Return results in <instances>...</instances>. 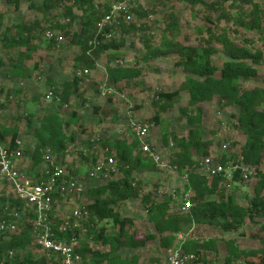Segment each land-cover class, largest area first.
<instances>
[{
	"label": "trees",
	"instance_id": "1",
	"mask_svg": "<svg viewBox=\"0 0 264 264\" xmlns=\"http://www.w3.org/2000/svg\"><path fill=\"white\" fill-rule=\"evenodd\" d=\"M4 1L7 7L0 12V75L12 79L24 76L30 78V73L41 72L43 69L42 62L32 60L31 53L37 48L34 39L44 30L53 31L57 28L58 33L52 39L71 36V43L81 49L74 67L94 69L105 52L119 51L125 45L127 33L147 30L146 21L150 14L137 3L130 11L133 15L130 22H124L125 15L120 14L112 26H105L100 30L101 22L111 8L108 2L102 4L96 3L95 0ZM179 1H182L184 9L202 5L209 10L219 11L218 17H206L205 25L195 31L196 37H200L199 42L189 41L192 39L189 36L181 37L176 12L163 17L165 26L159 43L153 45L149 39L144 38L147 46V54L143 57L145 61H152L161 56L176 57L174 66L179 70L181 80L172 91H157L153 99L157 112L147 121L152 128L153 125H158L161 121V113L173 108L185 94L188 102L186 107L181 108V112L186 117L189 131L186 136L172 135L175 147L168 163L184 175L186 191L181 192L177 189L175 199L171 196L164 200L157 199L154 191L142 193L141 184L138 183L141 181L140 175L156 169L158 164L141 151L140 141L134 135L132 140L102 135L97 144L105 147L104 153L114 159L116 172L112 173L110 179L99 180L98 184L88 186L81 192L84 193L85 200L83 208L89 214L87 218H83L85 222L77 226L71 224L65 227L63 232L58 231L56 234L64 239L73 236L79 239L82 227L85 225L89 227L86 232L90 231L91 236L87 234L86 239H79V252L82 256L80 264H146L147 261L150 264H161L169 251L180 246L188 250L191 245L193 248L190 251L200 255L202 264H210L206 255L216 254L220 241H223L226 247L223 264H234L237 260L242 264H264V171L260 168L264 162V86L248 89L243 87L250 78L258 76L259 66L264 58V7L257 0ZM228 1H231V6L236 8L234 13L225 7ZM25 4L32 9L34 18L8 23V11L17 13ZM75 9L80 10L81 14ZM136 18L139 23H136ZM221 19L232 23V31L239 35H242L239 28L258 32L262 47L249 46L248 44L253 43L249 38L242 40L244 43L233 40L227 30L218 28L217 22ZM74 24H78V30L71 31ZM111 28L118 31L119 41L116 40L117 37L107 36L106 33ZM52 39H49V45L53 43ZM91 41H97L98 44L92 45ZM217 55L222 58L221 63L216 61ZM141 73L137 63L109 66L107 83L110 86L121 82L128 84L140 77ZM82 81L76 76L64 81L50 78L47 80V85L61 97V101L56 102L59 108L72 105L76 99H79L78 93ZM216 99L223 108L236 109L233 113L235 126L243 135L239 154H232L229 158L226 153L218 154L221 162L226 164L240 156L242 163L258 169L250 180L253 181L252 193L247 196L246 204L242 206L233 204V195L225 196L222 193L224 176L208 178L196 168L198 164L196 157L208 156L207 146L211 141H205L200 130L194 127L204 121L201 106ZM83 102L85 103L86 100H82L81 103ZM5 107L4 103L0 108ZM94 109L98 111L100 108L94 106ZM26 117V125L29 128L27 132L33 137V144L31 149L24 145L23 155L30 157L31 167L33 171H37L36 176L42 173L44 152L47 149L60 156L62 158L60 163L68 170L65 157L69 154L67 151L70 144L76 142V136L70 131V127L72 124L83 125L77 111L71 112L69 116H62L59 111L48 108L45 113L35 118L37 126H33L35 121L32 114H26ZM20 134L21 129L16 125L0 124V138L5 142L9 138V146L12 149L16 148L15 141L20 139ZM147 140L152 143L150 137ZM163 141L168 144L167 134L163 136ZM85 142L86 147H92L91 139ZM236 143L234 142V145ZM87 149L83 152L88 153ZM91 157L92 162L97 159L94 152ZM234 176V180L245 181L239 170ZM66 178H69V174ZM2 187L4 189L0 190L3 193L0 197V218L4 217L3 212L6 208H16L22 212V224L17 233L0 235V262L55 264L54 258L38 251L34 243L31 227L34 219L33 207L19 200L14 193L9 195L6 191L8 185L4 184ZM177 193L183 194L179 202L176 201ZM186 194L192 202L189 211L182 210ZM58 195H60L59 191L55 194V199ZM210 196L216 198H208ZM136 199H140L152 227L144 233L142 239H138L136 218L116 209L118 205ZM50 216L54 219L56 230L65 223L62 220H55V206ZM247 223L255 225L263 234L260 246L247 249L238 245L233 238L220 240L214 236L208 239L197 238L191 242L182 241L179 236L196 225L219 228L223 233H236ZM149 242L157 248H153L154 254L145 258L142 252ZM10 253L13 254L12 259L9 258Z\"/></svg>",
	"mask_w": 264,
	"mask_h": 264
},
{
	"label": "rangeland",
	"instance_id": "2",
	"mask_svg": "<svg viewBox=\"0 0 264 264\" xmlns=\"http://www.w3.org/2000/svg\"><path fill=\"white\" fill-rule=\"evenodd\" d=\"M210 1L215 0H208V2ZM257 1L264 7V0ZM95 2L102 4L108 2L112 5L117 0H95ZM137 3L150 12L146 21L147 30L127 33L125 35V45L119 51L105 52L97 61L96 68L74 67L76 57L80 54L81 49L71 43V36L52 39L53 43L49 45V39L45 37V34L50 30H44L42 34H39L34 39V44L37 48L31 53L32 60L42 62L43 69L41 72L34 71L30 73V78L24 76L23 78L12 79L0 75V107L4 103L6 106L4 109L0 108V124L4 126L16 125L21 129L19 140L23 142V145L26 146L27 144L26 147L29 146L31 149L33 144V137L27 132L29 128L26 125V114H32L35 121V118L45 113L48 108H52L59 111L62 115L77 111V114L81 116L82 126L84 127L74 124L70 127V131L74 132L76 136V142L75 144H70L68 148L69 154L65 157L69 178L68 183H65L66 191L64 195H61V198L55 202V220L70 222V224L77 223L78 225L85 222L83 218L77 220L73 217L74 210L83 208L85 202L83 198L84 193L81 194L78 189H82L83 192L88 186L98 184L99 180L102 179L98 177L97 179L89 180V172L96 167V164L108 163L109 159L106 153H104L106 148L98 145L97 141L102 135L110 138L132 140L134 137L129 128V119L134 118L147 121L149 118H152L157 112V109L153 105V99L157 91H172L181 80L178 73L179 70L174 66L175 56H161L152 61H145L143 59L147 54V46L144 38L149 39L153 45L159 43L162 36V29L165 26L163 17L171 12H176L181 37L189 36L192 38L189 41L199 42L200 37H196L197 34L195 33V31H198L197 28L205 25L206 17L216 18L219 16V11L209 10L202 5L184 9L182 8V1L179 0H132L133 8ZM5 7H7L5 1L0 0V12L4 11L6 9ZM225 7L231 13L236 11V8L231 6V1H228ZM75 11L81 14L80 10L75 9ZM32 14H34L32 9L28 8L27 4H25L17 13L8 11V23L13 24L19 22L21 19L31 20L34 18ZM136 23H139L137 18ZM217 23H219L218 28L227 30L231 38L236 42L244 43L242 40L249 38L253 41V43L248 44L249 46L254 48L262 47L258 32L246 31L245 29L239 28L242 34L239 35L232 31V23H229L228 20L221 19ZM72 26L71 31L78 30V24ZM53 32L57 34V28ZM113 37H117L116 40L119 41L118 32L110 38ZM216 58L217 62H222L220 56L217 55ZM136 63L142 71L140 77L128 84L121 82L115 86L108 85L107 67L116 65L127 66ZM84 68H87L89 73H82L81 76H78L77 70H83ZM75 76L83 80L78 93L79 99H76L75 103L59 108L56 100H52L51 102L46 99L47 94L51 90L47 85L49 78L64 81ZM255 86H264V58L259 66L258 76L256 78H250L243 85L246 89ZM82 100H86V102L82 104ZM187 102V98L183 94L180 101L176 102L173 108L161 113L160 123L153 125L149 135L153 143L152 145L160 154L162 161L157 163L156 169L143 172L140 175L141 181H138V183L141 184L142 193L154 191L157 194L156 198L159 200H164L171 196L175 199V190L177 189H180L181 192L186 191L184 175L172 168L168 162L171 158V152L175 147L173 145L172 135L186 136L189 131L186 117L181 112V108L186 107ZM94 106H99L100 109L95 111ZM201 107L204 114V121L202 124L195 125L194 128L200 130L205 141H211L207 146L208 155L226 153L227 158H229L232 154H239L240 146L243 143V135L235 126L233 113L236 112V109L223 108L218 99ZM102 123H105L103 127L99 125ZM33 126H37L36 121ZM165 134L168 136L167 145L163 141ZM87 139H93L91 140L93 141L91 148L86 147L87 144L85 141ZM234 142H237L236 145H234ZM226 143H229L230 146L224 151L223 146ZM84 149H87L88 153L84 154ZM93 152L94 156L97 157L94 162L91 161V154ZM237 158H240V156ZM200 159L201 156L196 157L197 161ZM43 166L44 164H42ZM260 168L264 171V162H262ZM70 172L75 173L70 174ZM111 177H108L107 180ZM234 178V171H232V176L225 178L222 184V193L225 196L233 195L234 205H245L247 196L252 193L253 181L243 182L240 179L234 180ZM70 181L75 182L76 185L74 187L71 186L69 184ZM157 183L159 185L156 186ZM2 186L0 190L4 189ZM6 191L13 194L9 187ZM2 195L0 194V197ZM182 196L183 194L177 193L176 201L179 202ZM208 198L216 197L210 196ZM116 209L125 215L136 218V225L139 232L138 239H142L144 233L149 231L148 229H152L140 199L126 201L118 205ZM86 230H89L87 225L82 227L79 239H86L87 234L91 236L92 233L90 231L87 233ZM179 236L182 241L186 240L191 242L197 238L208 239L214 236L220 238V240L233 238L238 245L247 249L260 246L261 240L263 239V234L251 223H247L236 233H223L219 228L196 225L191 229L185 230ZM153 248L155 249L157 246L149 242L145 251L142 252L145 258L150 254H154L152 252ZM192 248L193 245L187 249L191 250ZM225 250V243L220 241L218 252L216 254L206 255L207 260L210 261V264H223L225 261ZM38 251L40 250L38 249ZM166 257L167 254L164 256L161 264L164 263ZM146 264H150V262L147 261ZM234 264L240 263L239 261H234Z\"/></svg>",
	"mask_w": 264,
	"mask_h": 264
},
{
	"label": "built area",
	"instance_id": "3",
	"mask_svg": "<svg viewBox=\"0 0 264 264\" xmlns=\"http://www.w3.org/2000/svg\"><path fill=\"white\" fill-rule=\"evenodd\" d=\"M133 8L132 0H121L113 3L109 12L105 15L101 22L100 30L105 26H112L120 14H124V22H130L133 15L130 14ZM116 32L111 28L107 34L110 38ZM55 36L53 31H48L45 37L52 39ZM90 44L97 45V41H91ZM78 76L82 73H89L87 68L77 70ZM48 101H61L59 94L54 90H50L46 96ZM129 128L133 135L140 141V149L147 154L156 163L162 161L160 154L147 138L150 135L152 125L148 121L130 118ZM16 148L9 146V141L5 142L0 138V185H8L12 193L21 200L33 207L34 219L32 220V237L37 248L45 252L49 257H53L55 264H80L82 256L79 252L80 240L73 236L70 239H64L57 236V232H63L65 227H69L70 222H65L56 230L55 222L51 219L50 214L54 210L55 194L59 191L64 195L65 183H68L66 176V167L63 166L62 158L55 154L51 149L44 152V166L39 176L26 175L17 165V160L23 157L24 145L19 139L15 141ZM229 143L224 144L223 149L229 147ZM96 148V146H94ZM68 152V151H67ZM87 152L85 151L84 154ZM68 155V154H67ZM197 170L206 175L208 178L222 175L224 178L232 176L239 170L241 177L249 182L258 171L257 167L246 165L241 162V157L230 160L226 164L221 162L219 155H208L198 160ZM116 171V164L113 158L108 159V163H98L96 167L89 172L90 179H107ZM104 177V178H103ZM71 186H75V182H69ZM82 192V189H78ZM66 196V195H65ZM191 200L188 194L185 195V202L182 206L183 211H189L191 208ZM4 217L0 218V235L2 233H17L22 224V212L16 208L4 210ZM7 216V217H5ZM88 211L85 208L76 209L73 217L77 220L87 218ZM77 226L78 224H73ZM9 258H13V254H9ZM239 261V260H237ZM240 264L241 261H239ZM5 264V262H0ZM163 264H202L199 254L185 250L181 246L167 253L166 260Z\"/></svg>",
	"mask_w": 264,
	"mask_h": 264
},
{
	"label": "crops",
	"instance_id": "4",
	"mask_svg": "<svg viewBox=\"0 0 264 264\" xmlns=\"http://www.w3.org/2000/svg\"><path fill=\"white\" fill-rule=\"evenodd\" d=\"M52 102V101H51ZM71 114V113H70ZM70 114H64L65 116H69ZM62 115V114H61ZM64 115H62V116H64ZM79 116V115H78ZM80 118H81V116H79ZM99 125H101V127H103L104 125H105V123H102V124H99ZM9 138H7V141H9L8 140ZM91 140H93V139H91ZM27 146V145H26ZM28 149H30L29 148V146L27 147ZM17 165H18V167H20L21 168V170H22V172H24L26 175H30V176H33V175H36L35 173L37 172V171H33V169H32V162H31V159H30V157L28 156V155H23V157L22 158H20V159H18L17 160ZM27 166V167H26ZM27 168V169H26ZM89 180H91L90 178H89ZM12 192V191H11ZM9 195H10V193L9 192H7ZM62 192H60V195H58L57 197H56V199H55V202L56 201H58L59 200V198H61V195H63V193L61 194ZM0 194H3V193H0ZM54 206H55V204H54Z\"/></svg>",
	"mask_w": 264,
	"mask_h": 264
},
{
	"label": "clouds",
	"instance_id": "5",
	"mask_svg": "<svg viewBox=\"0 0 264 264\" xmlns=\"http://www.w3.org/2000/svg\"><path fill=\"white\" fill-rule=\"evenodd\" d=\"M77 77V76H76ZM79 78V77H78ZM51 90H54L53 88L51 89ZM54 92H55V90H54ZM56 93V92H55ZM58 94V93H57ZM58 102V101H57ZM60 102V101H59ZM190 251V250H189Z\"/></svg>",
	"mask_w": 264,
	"mask_h": 264
}]
</instances>
